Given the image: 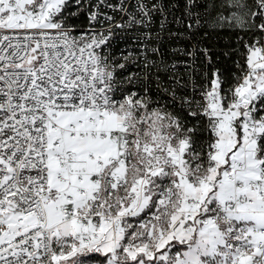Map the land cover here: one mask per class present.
Segmentation results:
<instances>
[{"label":"snow or ice","instance_id":"snow-or-ice-1","mask_svg":"<svg viewBox=\"0 0 264 264\" xmlns=\"http://www.w3.org/2000/svg\"><path fill=\"white\" fill-rule=\"evenodd\" d=\"M0 264H264V0H0Z\"/></svg>","mask_w":264,"mask_h":264}]
</instances>
